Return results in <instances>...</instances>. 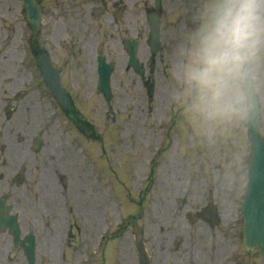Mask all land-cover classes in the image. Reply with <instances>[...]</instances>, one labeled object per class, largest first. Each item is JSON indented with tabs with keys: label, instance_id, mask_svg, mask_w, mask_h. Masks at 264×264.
Listing matches in <instances>:
<instances>
[{
	"label": "rangeland",
	"instance_id": "obj_1",
	"mask_svg": "<svg viewBox=\"0 0 264 264\" xmlns=\"http://www.w3.org/2000/svg\"><path fill=\"white\" fill-rule=\"evenodd\" d=\"M15 1L10 12L6 6L11 1L0 0V15L21 16L19 0ZM137 18L129 11L128 25L134 26ZM174 20L176 28L182 21L177 16ZM76 23L52 17L45 24L53 26L47 41L64 69L76 106L95 127V139L78 134L49 99L46 152L55 161L63 160V153L70 161L71 173L76 168L79 173L75 177L70 173L67 190L51 191L53 203L50 199L48 206L53 211L46 217L59 226L52 230L46 226L37 233V264H137L135 231H144L153 264L164 263L167 255L173 256L167 264H220L224 253L215 257V245L209 240L220 239L219 229L225 224L241 223L238 208L250 150L246 128L232 129L218 138L197 136L180 116L164 67L154 69L152 97L131 70L115 67L113 112L108 114L103 97L95 93L92 53L78 55L75 63L69 59L73 55L68 44L76 43L79 34L90 36L93 42L98 38V33L88 35L80 27L76 30ZM78 67L80 83L73 84ZM173 109L174 123L169 117ZM55 111L59 116L52 114ZM159 144L164 148L156 159L152 180H148V158ZM102 147L105 152L99 157ZM209 199L220 212L212 238L205 222L190 223L187 218L189 211H196ZM123 218L128 227L120 225ZM70 223L77 225L71 240ZM104 232L107 237L99 247L97 238ZM177 236L182 237L178 249L167 250L171 238ZM236 246L241 259L263 264L257 252L246 254L239 240ZM7 249L6 241L0 239V264H26L18 251L14 258H6Z\"/></svg>",
	"mask_w": 264,
	"mask_h": 264
},
{
	"label": "flooded vegetation",
	"instance_id": "obj_2",
	"mask_svg": "<svg viewBox=\"0 0 264 264\" xmlns=\"http://www.w3.org/2000/svg\"><path fill=\"white\" fill-rule=\"evenodd\" d=\"M10 1L11 4L6 6L9 11L16 3L15 0ZM37 1L42 7V21L37 27L24 16L0 15V239L8 244L4 255L9 259L14 258L16 251L25 258L19 242L27 243L29 232L35 233L46 226L48 230L59 226L52 224L46 217L53 211L48 206L50 199L53 203L51 191L66 190L70 184V161L64 158L63 153V160L55 161L54 156L46 152L45 133L50 114L48 102L53 96L41 73L39 55L50 57L60 71L62 84L68 90L72 104L61 107L63 116L72 121H76L77 116H72L76 113L70 84L65 80L64 69L54 58V50L47 41L53 26L45 24L51 22L52 17L61 16L69 21H77L76 30L80 27L88 35L98 33L94 42L90 36L79 34L76 43L68 44L69 53L73 55L69 59L73 63L79 61L78 55L92 53L93 56L101 52L112 67H129L128 48L134 38L138 44L139 60L144 67H163L164 57L159 53L164 46L165 35L173 24L165 22L161 26L162 44L156 54H152L148 23L155 14L159 15L162 22L167 10L171 8L172 11L176 0ZM129 11H134L138 17L134 26L128 25ZM102 31L104 35L101 36ZM78 69L75 68L77 74L71 80L73 84L79 82ZM88 127L90 130V124ZM76 129L88 134L86 127ZM77 172L79 170L76 168L72 176L75 177ZM49 182L52 183L50 187ZM17 226L19 234L15 241L13 231ZM215 226L218 225L207 223L210 238L213 237L211 227ZM239 228L236 223L226 224L219 229L220 239L216 237L209 240L210 245H215V257L224 253L220 264H235L240 260L236 246L240 237ZM35 242L37 246L36 236ZM178 246L179 241L171 239L170 248H165L175 252ZM171 258L172 255L164 256V263L161 264H167Z\"/></svg>",
	"mask_w": 264,
	"mask_h": 264
},
{
	"label": "clouds",
	"instance_id": "obj_3",
	"mask_svg": "<svg viewBox=\"0 0 264 264\" xmlns=\"http://www.w3.org/2000/svg\"><path fill=\"white\" fill-rule=\"evenodd\" d=\"M174 15L159 54L185 126L264 132V0H182Z\"/></svg>",
	"mask_w": 264,
	"mask_h": 264
},
{
	"label": "water",
	"instance_id": "obj_4",
	"mask_svg": "<svg viewBox=\"0 0 264 264\" xmlns=\"http://www.w3.org/2000/svg\"><path fill=\"white\" fill-rule=\"evenodd\" d=\"M22 1L27 7L28 1L31 0ZM28 7L29 11L32 9V13L35 16L38 15V13H34L33 10L39 11L37 6L31 7L29 5ZM52 73L51 70L49 73L50 85L55 90V94L62 95L64 89L60 87L59 83L56 81L57 77H51ZM100 74L102 75V80L103 78L105 80V77L108 75L106 67H100ZM247 130L251 143V157L248 183L242 205L244 244L247 248L258 246L264 258V140L261 136V132ZM137 247L144 259V264H147V261H145L144 249L139 241L137 242Z\"/></svg>",
	"mask_w": 264,
	"mask_h": 264
}]
</instances>
